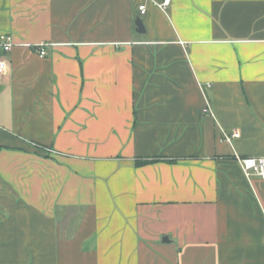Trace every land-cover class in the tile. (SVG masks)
<instances>
[{
    "label": "crops",
    "instance_id": "crops-1",
    "mask_svg": "<svg viewBox=\"0 0 264 264\" xmlns=\"http://www.w3.org/2000/svg\"><path fill=\"white\" fill-rule=\"evenodd\" d=\"M158 1L0 0V264H264V0Z\"/></svg>",
    "mask_w": 264,
    "mask_h": 264
},
{
    "label": "built area",
    "instance_id": "built-area-1",
    "mask_svg": "<svg viewBox=\"0 0 264 264\" xmlns=\"http://www.w3.org/2000/svg\"><path fill=\"white\" fill-rule=\"evenodd\" d=\"M170 3V0H163L158 1L156 4H158L160 7L166 9ZM139 9L142 12L146 11L145 5H140ZM14 40L11 34L5 33L2 34L1 40H0V76L4 75L8 70V62L7 59L4 57L3 53H8L12 50L14 46ZM46 43H41L37 45V52L44 56L47 54L46 51ZM224 140H226L229 143H233L234 138L239 136V132L237 130H234L232 132L224 130ZM238 161L240 162L243 170L247 174V176H251L253 174H256L262 178H264V156H237ZM264 241V237H263Z\"/></svg>",
    "mask_w": 264,
    "mask_h": 264
},
{
    "label": "water",
    "instance_id": "water-1",
    "mask_svg": "<svg viewBox=\"0 0 264 264\" xmlns=\"http://www.w3.org/2000/svg\"><path fill=\"white\" fill-rule=\"evenodd\" d=\"M135 24H136V29L138 32H145L146 31L145 23L140 16H137Z\"/></svg>",
    "mask_w": 264,
    "mask_h": 264
},
{
    "label": "trees",
    "instance_id": "trees-1",
    "mask_svg": "<svg viewBox=\"0 0 264 264\" xmlns=\"http://www.w3.org/2000/svg\"><path fill=\"white\" fill-rule=\"evenodd\" d=\"M159 158H154V159H150V160H148V159H146V160H139V161H137V164H145V163H148V162H150V161H155V160H158Z\"/></svg>",
    "mask_w": 264,
    "mask_h": 264
}]
</instances>
